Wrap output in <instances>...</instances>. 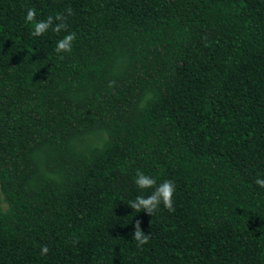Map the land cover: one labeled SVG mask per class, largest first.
Returning a JSON list of instances; mask_svg holds the SVG:
<instances>
[{
	"label": "trees",
	"instance_id": "1",
	"mask_svg": "<svg viewBox=\"0 0 264 264\" xmlns=\"http://www.w3.org/2000/svg\"><path fill=\"white\" fill-rule=\"evenodd\" d=\"M257 179L264 0H0V264H264Z\"/></svg>",
	"mask_w": 264,
	"mask_h": 264
},
{
	"label": "clouds",
	"instance_id": "2",
	"mask_svg": "<svg viewBox=\"0 0 264 264\" xmlns=\"http://www.w3.org/2000/svg\"><path fill=\"white\" fill-rule=\"evenodd\" d=\"M72 10L67 9V15H71ZM37 13L34 8H29L27 10L24 20L26 23L32 24V36H42L51 27L54 32L59 33L62 30H66L67 25L64 23L66 17L64 14H57L54 18L49 16L46 20L36 19ZM54 19L60 21V23L55 24L53 27ZM76 40L75 33L66 34L62 39H60L55 48L57 54L71 52L73 42ZM115 84L114 81L109 82V87ZM135 184L139 189L153 188L154 191L150 196H137L134 200L130 201L128 205L136 212L145 211L148 215L152 216L158 207L162 204L165 209L172 212L174 209L173 196L176 191L175 184L171 180H164L161 184L157 185L156 180L141 171H137L135 177ZM257 185L264 188V179H257L255 181ZM150 234L146 235L144 231L141 230L140 221L137 220L134 227L132 240L136 241L137 247H141L149 242ZM49 252L47 246L41 248V254L46 255Z\"/></svg>",
	"mask_w": 264,
	"mask_h": 264
},
{
	"label": "rangeland",
	"instance_id": "3",
	"mask_svg": "<svg viewBox=\"0 0 264 264\" xmlns=\"http://www.w3.org/2000/svg\"><path fill=\"white\" fill-rule=\"evenodd\" d=\"M0 205L3 206L2 196L0 195Z\"/></svg>",
	"mask_w": 264,
	"mask_h": 264
}]
</instances>
